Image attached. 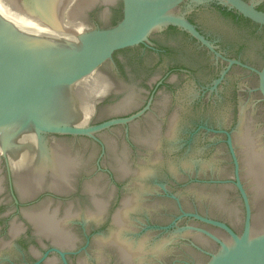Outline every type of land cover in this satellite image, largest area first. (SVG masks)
<instances>
[{
    "label": "water",
    "instance_id": "obj_1",
    "mask_svg": "<svg viewBox=\"0 0 264 264\" xmlns=\"http://www.w3.org/2000/svg\"><path fill=\"white\" fill-rule=\"evenodd\" d=\"M121 1L116 24L97 29L85 19L84 31L59 43L43 44L0 17V153L8 155L17 190L32 196L47 179L62 193L70 177H77L86 193L71 207L47 202L26 216L41 236L63 244L73 238L83 242L80 225L88 222L89 227L103 216L116 179L123 187L113 225L103 220V234L91 236L82 255L73 258L76 264H264V31L214 13L213 4L232 7L262 25L264 11L245 0ZM175 11H198L194 17L228 53L262 66L250 67L258 76L234 69L214 85L204 57L192 52L158 66L145 54L151 70L139 67L129 52H118L123 70L112 54L147 40L166 24L182 26L209 45ZM31 15L52 29L41 16ZM178 40L191 44L184 37ZM168 65H183L191 74L171 80L137 123L116 125L133 116L88 122L127 111L131 99L142 102L145 83ZM110 85L119 97L102 106L98 98ZM201 126L225 129L232 141L229 137L226 143L225 130L212 133ZM49 134L87 138L51 140ZM237 190L246 208L241 234L209 218L226 219L230 210L235 212ZM250 199L259 210V234L250 231ZM180 210L184 217L178 225L162 228ZM20 230L12 225L11 235ZM9 241L0 248L15 254L16 244ZM48 251L67 264L64 251Z\"/></svg>",
    "mask_w": 264,
    "mask_h": 264
},
{
    "label": "flooded vegetation",
    "instance_id": "obj_2",
    "mask_svg": "<svg viewBox=\"0 0 264 264\" xmlns=\"http://www.w3.org/2000/svg\"><path fill=\"white\" fill-rule=\"evenodd\" d=\"M247 2H252L256 9L260 11H264V0H245ZM185 2L182 1V3ZM181 3V4H182ZM213 7L217 13L225 18L231 19L233 22H241L245 21L252 26H254L255 31L262 29L264 31V25L258 24L249 18L240 14L237 10L227 5L221 4H213ZM92 11L91 13H93ZM198 11H185L179 12L175 11V14L181 16L185 20H187L194 29L201 35L209 45L203 43L201 40L196 38L192 33L185 30L182 26H178L176 24H166L159 29L153 30L151 34H149L148 39L144 40L136 45L125 47L115 51L112 54V58L116 61V63L123 68L122 61L119 57H117L118 52H129L131 54L132 60L140 67L147 68V70H151V65L158 66L161 64L166 58L172 56H179L183 53H196L197 55L201 54L204 57V67L211 77L212 84H218L223 82L229 74L232 73L234 69H239L242 71H250L256 73L254 69H261L255 67L254 64L249 63L246 59L240 56L238 53L231 54L228 53L219 43L217 39L212 38L208 33L204 31L201 24L194 17L197 15ZM122 17V13L120 17L116 20L117 23ZM184 37L191 44L185 45L181 42L179 43L178 38ZM145 54H150L152 59L154 60L153 64L146 65L145 62ZM200 55V56H201ZM231 60L239 61L240 63L233 62L230 63ZM124 70V68H123ZM152 73V72H151ZM191 74L190 69L183 65H171L167 66L165 70L159 75H152L151 83H145L147 88L144 90L145 97L139 104L135 103L134 99H131L129 104V109L125 112L116 113L114 115H110L108 117H102L101 119L88 121L90 123H101L106 120L112 118H123L133 116L132 119L123 122L117 123L116 125L121 126L124 124H135L137 121L147 115L150 111L151 107L154 105L153 101L156 95L161 94L163 89H166L169 86L171 80L175 78H179L182 75L188 76ZM257 74V73H256ZM149 75V74H148ZM258 76V74H257ZM209 83V84H210ZM209 89V88H208ZM258 90V89H257ZM259 91V90H258ZM260 93V91H259ZM120 92L114 90L110 85L109 89H106L100 97L98 98L99 104L102 106L111 105V103H115L119 97ZM261 95V93H260ZM262 97V95H261ZM264 100V99H263ZM115 125V126H116ZM202 127V126H201ZM204 130L212 133H221L225 129H212L203 126ZM104 129V128H103ZM228 133L229 136L226 134ZM225 141L228 143V138L230 137L232 141V136L229 131L225 130ZM57 136H63L69 139L75 138H87V136H74V135H48L47 137L51 140L58 138ZM7 156V157H6ZM231 156V155H230ZM232 158V157H231ZM233 162V161H232ZM12 164L8 160V155L4 153H0V244H4L8 242H15L16 244V253H10L7 248H0V264H64L61 256L55 251H48L52 247L59 248L61 251L65 252V259L67 264H76L73 261V258L77 256H81L82 253L86 250L89 245L91 236L94 235H102L104 230V222L109 223V225H113L112 222V214L114 211L120 206L122 199L118 198L119 191L123 187L118 180H114L115 183L112 184V190L114 192L113 199H111L110 203L107 205L106 210L104 211L103 216L101 215L96 219V221L91 222L92 225L86 227V224L80 225V227L84 230L82 235L84 237L83 242H75L74 238L70 244H63L52 241L48 239V237L41 236L39 233L35 232L32 222L26 216V211H31L36 206H43L45 203L49 202V206H53L54 204L57 207H62L63 205H67L71 207L78 199L85 198L86 193L85 190L82 189L83 183L77 177H70V181L68 180L65 184L67 186L66 191L59 193L55 192L49 181L43 180L42 189L38 190L32 196L23 197L21 193L18 192L16 178L12 173V168L10 167ZM234 169V166H233ZM74 172L75 170L72 169ZM76 174V171L74 172ZM77 175V174H76ZM198 180V179H196ZM210 180V179H209ZM199 181V180H198ZM243 182V181H242ZM244 185V184H243ZM245 187V185H244ZM237 189V188H236ZM240 199L236 202L237 205L235 207V212L230 210L228 214V218L221 219L215 216H211L209 218L224 221L228 226L232 228V230L241 234L244 228L245 223V215L246 208L245 203L237 190ZM248 192V191H247ZM8 195L10 198H8ZM249 195V193H248ZM250 197V196H249ZM250 208H251V220H250V231L251 234L256 232V234L260 233L259 228L256 225L260 224V218H258V212L256 205L249 200ZM179 206L183 209L181 204ZM132 209L131 211H133ZM184 210V209H183ZM130 211V210H129ZM186 211V210H184ZM232 211V212H231ZM193 212V211H188ZM196 213V212H195ZM182 214L181 210L179 215H176L173 220L167 225H163L162 228H172L178 225L180 219L184 216L180 217ZM200 214V213H199ZM202 215V214H201ZM204 216V215H203ZM180 217V218H179ZM190 218V217H189ZM76 223L78 221H71ZM83 221L79 222L80 224ZM17 224L21 227V230L17 232L15 236L11 235L10 229L12 225ZM238 225V227L235 226ZM48 251V253H47ZM47 253V254H46ZM81 261V260H80ZM83 262V261H82Z\"/></svg>",
    "mask_w": 264,
    "mask_h": 264
},
{
    "label": "bare ground",
    "instance_id": "obj_3",
    "mask_svg": "<svg viewBox=\"0 0 264 264\" xmlns=\"http://www.w3.org/2000/svg\"><path fill=\"white\" fill-rule=\"evenodd\" d=\"M92 1L0 0V17L10 26L35 36L43 44L46 41L59 43L84 31L79 23H84V10ZM31 13L41 16L52 29Z\"/></svg>",
    "mask_w": 264,
    "mask_h": 264
},
{
    "label": "rangeland",
    "instance_id": "obj_4",
    "mask_svg": "<svg viewBox=\"0 0 264 264\" xmlns=\"http://www.w3.org/2000/svg\"><path fill=\"white\" fill-rule=\"evenodd\" d=\"M106 8L107 10H105ZM92 11L94 12L91 13ZM84 12V20L86 19L97 29H106L116 24V20L120 17L122 13V1L93 0L92 3H90V5L85 8ZM85 21L84 23H79V26H81L83 29L87 25Z\"/></svg>",
    "mask_w": 264,
    "mask_h": 264
}]
</instances>
